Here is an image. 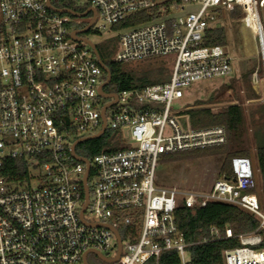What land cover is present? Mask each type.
<instances>
[{
	"label": "built area",
	"instance_id": "2783aa9c",
	"mask_svg": "<svg viewBox=\"0 0 264 264\" xmlns=\"http://www.w3.org/2000/svg\"><path fill=\"white\" fill-rule=\"evenodd\" d=\"M70 1L74 7L51 3L90 10L80 16L54 10L47 0H0V264H85V253L88 262L93 250L110 259L118 256L114 264L158 262L164 251L177 250L186 264L191 243L179 230L175 210L180 202L195 207L210 201L238 205L260 221L239 234L230 226L222 234L213 225L203 241L235 236L241 245L224 250L226 264H264V197L251 190L256 185L251 158H233V175L217 177L206 190L166 186L157 175L164 154L227 141L224 125H184L186 108L173 103L194 81L232 75L226 46L202 44L221 10L240 6L243 22L257 23L255 36L263 48L259 9L264 0ZM187 4L200 7L186 11ZM92 8L95 20L87 32L77 33L80 37L113 30L141 11L151 15L117 30L119 49L112 63L119 72L153 59L172 64L165 83L121 92L104 86L118 95L105 109V128L103 107L114 100L99 92L106 72L91 46L72 35L93 20ZM103 128L95 139L108 133L119 148L113 142L91 153L86 143L95 139L75 144ZM6 159L25 160L27 174L5 173Z\"/></svg>",
	"mask_w": 264,
	"mask_h": 264
},
{
	"label": "trees",
	"instance_id": "16d2710c",
	"mask_svg": "<svg viewBox=\"0 0 264 264\" xmlns=\"http://www.w3.org/2000/svg\"><path fill=\"white\" fill-rule=\"evenodd\" d=\"M56 6L74 7L70 0H52ZM221 10L217 16L221 15ZM244 13L240 6L231 10L232 17H241ZM151 19L147 11H141L129 16L124 21L113 26V30L146 22ZM210 25L203 37V45H224L227 44V33L224 26L216 24ZM98 48V47H97ZM98 51L104 62L110 67L112 79L109 83V90L121 92L123 90L141 89L150 84L165 83L171 77V71L167 67H156L149 70L119 72L117 67L112 63V56L104 54L99 48ZM254 69L243 71V80L246 86V98L258 96L251 85L250 76ZM235 79L228 83L222 89L235 88ZM221 91V92H222ZM220 102L214 95L205 99L196 100L195 107L185 109L181 113L187 115L189 123L194 128H201L215 124H221L226 127L227 141L222 145L210 146L204 149H194L175 153L164 154L159 163L175 161L183 158H190L207 154H222L218 177L233 175V158L248 157L250 158V136L249 120L253 126H260L261 129L255 131L257 139L256 156L258 162L259 177L255 175L256 185L253 192H256L260 198L264 197V186L260 185V179L264 183V104L258 105L255 109L250 110L247 117L245 108L241 103H230L216 109L205 106L204 104ZM106 133L101 139L88 141L86 144L92 147L91 153L102 151L105 145L113 143L119 148L117 141L108 140ZM14 170H20V176L27 174L28 165L23 159H6L3 171L14 175ZM175 217L179 230L183 233L185 239L191 243L187 246L188 260L186 264H226L224 250L230 247L241 245L237 237L221 238L217 240L203 241L211 236V226L216 225L225 234L226 226H230L234 234L250 232L259 224V218L252 212L234 204L210 201L203 206L188 207L180 202L175 210ZM261 246H264V241ZM145 264H182L177 250L164 251L158 262L150 259Z\"/></svg>",
	"mask_w": 264,
	"mask_h": 264
},
{
	"label": "rangeland",
	"instance_id": "374dc122",
	"mask_svg": "<svg viewBox=\"0 0 264 264\" xmlns=\"http://www.w3.org/2000/svg\"><path fill=\"white\" fill-rule=\"evenodd\" d=\"M200 5L187 4L186 11H197ZM260 18L264 26V7L259 9ZM244 13L241 17H232L231 11H222L217 19V23L226 29L227 44L226 49L232 56L233 73L230 77H211L192 82L189 86L184 88V96L178 101H175L174 107L180 109H190L195 107L196 100L205 99L208 96L214 95L220 99V102L204 104L214 109L228 105L230 103H241L245 108L247 117H249L250 110L255 109L260 104H264V51L255 33L244 26ZM253 28V27H252ZM255 29L253 28V31ZM119 31L110 28L105 29L99 33L94 30L86 33V36L93 41L96 46L106 55L116 56L119 45L117 36ZM133 70L141 71L154 69L156 67H167L172 70L170 59H153L146 63H136L127 65ZM254 69L250 76L252 87L255 89L258 96L253 98H246V86L243 80V71L246 69ZM257 73L260 83L256 82L254 74ZM235 79V88H227L222 91L226 84L233 82ZM110 87L108 86L107 89ZM222 91V92H221ZM181 122L184 125L189 123L187 115L181 117ZM249 121V136H250V158L252 160L255 175L259 177L258 162L256 156L257 139L254 135L255 131L261 127L253 126ZM223 160L222 154H207L199 155L190 158H183L175 161H168L159 163L157 167V175L160 183L166 186L176 185L182 189L206 190L210 188L214 180L218 177L219 168ZM260 185L264 183L260 179ZM188 256V254H187ZM90 264H114L107 263L99 256L90 253L88 256Z\"/></svg>",
	"mask_w": 264,
	"mask_h": 264
},
{
	"label": "water",
	"instance_id": "95a60500",
	"mask_svg": "<svg viewBox=\"0 0 264 264\" xmlns=\"http://www.w3.org/2000/svg\"><path fill=\"white\" fill-rule=\"evenodd\" d=\"M47 5H48V7H50V8H52V9H54V10H57V11H59V12H69V13H71V14H75V15H80V16H84V15H86L87 14V12L90 10V8L88 9V10H86V11H84V12H77V11H74V10H72V9H70V8H67V7H65V8H59V7H55L54 5H52V3H51V0H47ZM92 10L94 11V18H93V20L87 25V26H85L84 28H82V29H80V30H75V31H73V37L75 38V39H77V40H85L90 46H91V48L93 49V51H94V53L96 54V57H97V59H98V62H99V64L101 65V67L105 70V72H106V80L99 86V92H100V94H102V95H104V96H107V97H109V96H113L114 97V100L113 101H111V102H109V103H107L104 107H103V117H104V128H105V126H106V118H105V115H104V112H105V109L109 106V105H112V104H114L116 101H117V99H118V95L116 94V93H107V92H105L104 90H103V87L104 86H106V85H108L110 82H111V79H112V72H111V69H110V67L104 62V60L102 59V57H101V55H100V53H99V51H98V48H97V46H96V44L93 42V41H91L88 37H80V36H78L77 35V33L78 32H82V33H84V32H87L89 29H90V26L92 25V23H93V21L95 20V17H96V10L95 9H93L92 8ZM263 51H264V45H263ZM104 128H103V130H101L99 133H97V134H95V135H90V136H85V137H82V138H80V139H78V141H76L75 142V144L77 143V142H79V141H85V140H89V139H95V138H98V137H100L101 135H102V133H103V131H104ZM75 144L73 145V152H74V147H75ZM75 156L76 157H78V158H80V159H84V160H86V158H84V157H82V156H78V155H76V153H75ZM87 173H88V171H87ZM87 173H86V176H85V191H86V200L88 201V188H87V186H86V178H87ZM86 201V202H87ZM84 210V209H83ZM83 210H82V212H81V216H83ZM117 234H118V232H117ZM93 252L94 253H96L100 258H102L104 261H106L107 263H111V262H113V261H115L116 259H117V257H114V258H107L105 255H103L102 253H100V252H98V251H96V250H93ZM87 254L88 253H85V255H84V263L85 264H88V262H87Z\"/></svg>",
	"mask_w": 264,
	"mask_h": 264
},
{
	"label": "bare ground",
	"instance_id": "6f19581e",
	"mask_svg": "<svg viewBox=\"0 0 264 264\" xmlns=\"http://www.w3.org/2000/svg\"><path fill=\"white\" fill-rule=\"evenodd\" d=\"M251 14H253V11L251 12ZM254 16H255V14H254ZM253 21H254V19H253ZM244 26L247 27V28H249L253 32V34H254L255 33V30L257 29V26L258 25H257L256 22H252V25L251 26L255 29L254 31H253V28L252 27H248L245 23H244Z\"/></svg>",
	"mask_w": 264,
	"mask_h": 264
},
{
	"label": "flooded vegetation",
	"instance_id": "af4514ba",
	"mask_svg": "<svg viewBox=\"0 0 264 264\" xmlns=\"http://www.w3.org/2000/svg\"><path fill=\"white\" fill-rule=\"evenodd\" d=\"M97 255V254H96ZM98 256V255H97Z\"/></svg>",
	"mask_w": 264,
	"mask_h": 264
}]
</instances>
